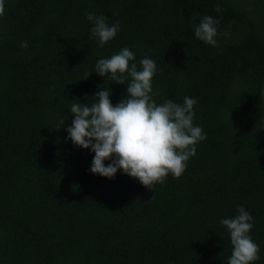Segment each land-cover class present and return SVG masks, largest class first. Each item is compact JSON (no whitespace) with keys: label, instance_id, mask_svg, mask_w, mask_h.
<instances>
[{"label":"trees","instance_id":"16d2710c","mask_svg":"<svg viewBox=\"0 0 264 264\" xmlns=\"http://www.w3.org/2000/svg\"><path fill=\"white\" fill-rule=\"evenodd\" d=\"M4 3L0 264H227L232 245L220 220L238 206L253 217V264H264V0ZM86 12L120 31L99 46ZM206 15L219 21L216 46L194 36ZM124 47L138 70L141 59L155 61L158 105L197 101L193 124L206 136L182 175L153 190L122 171L92 174L94 153L65 130L73 102L108 88L113 106L125 97L130 78L119 85L95 73Z\"/></svg>","mask_w":264,"mask_h":264},{"label":"clouds","instance_id":"9594fccd","mask_svg":"<svg viewBox=\"0 0 264 264\" xmlns=\"http://www.w3.org/2000/svg\"><path fill=\"white\" fill-rule=\"evenodd\" d=\"M5 3L0 0V15L4 14ZM220 12L217 5L214 9ZM92 24L91 35L103 47L120 31L119 23L109 24L103 15L86 12ZM219 21L210 15L201 18L194 29L196 39L216 46ZM227 36L228 33H223ZM27 48V42H21ZM135 53L128 47L122 48L110 58L99 59L95 73L106 75L116 84L126 86L125 97L113 106L108 89H99L94 97L85 102L74 99L71 126L65 127L67 139L82 149L94 153L90 172L108 179L118 171L138 180L142 186L153 190L172 174L179 177L188 160L196 154L195 145L206 136L203 129L194 126L193 108L197 101L185 96L183 104L166 100L157 104L152 95L151 81L157 71L153 59L143 58L138 70ZM86 80V79H85ZM61 123H65L61 120ZM111 162L105 165V161ZM253 217L243 206H238L237 215L223 218L220 224L227 229L232 245L227 264H253L260 259L259 246L249 235L253 228Z\"/></svg>","mask_w":264,"mask_h":264}]
</instances>
